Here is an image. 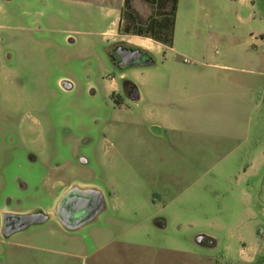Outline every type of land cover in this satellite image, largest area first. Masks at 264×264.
Masks as SVG:
<instances>
[{
	"label": "rangeland",
	"instance_id": "1",
	"mask_svg": "<svg viewBox=\"0 0 264 264\" xmlns=\"http://www.w3.org/2000/svg\"><path fill=\"white\" fill-rule=\"evenodd\" d=\"M123 2L0 0V264H264V0H179L172 49L121 34ZM127 42L154 65L115 67ZM73 187L106 209L69 230Z\"/></svg>",
	"mask_w": 264,
	"mask_h": 264
},
{
	"label": "flooded vegetation",
	"instance_id": "2",
	"mask_svg": "<svg viewBox=\"0 0 264 264\" xmlns=\"http://www.w3.org/2000/svg\"><path fill=\"white\" fill-rule=\"evenodd\" d=\"M135 50H139L144 54H148L143 49L133 46L127 42L116 43L112 47L109 57L115 67H117L119 70H123L127 67L120 65L122 59L129 57L133 53L132 51ZM121 94L126 100L130 102L137 101L138 91L135 84L130 80H124L122 82ZM70 189L63 192L61 198ZM99 195L100 194H98V192H87L85 195H77L75 193L70 194L61 201L58 212L55 210L51 216L55 217L58 223H60L66 229L74 230L76 228H80L85 224L92 222L100 215L99 214L96 218H94L95 212L98 210L101 203ZM49 218L50 216H48V219ZM15 223L16 222H11L9 229H12Z\"/></svg>",
	"mask_w": 264,
	"mask_h": 264
},
{
	"label": "trees",
	"instance_id": "3",
	"mask_svg": "<svg viewBox=\"0 0 264 264\" xmlns=\"http://www.w3.org/2000/svg\"><path fill=\"white\" fill-rule=\"evenodd\" d=\"M141 1L152 10V16L143 24L140 16L132 8L130 0H124L118 31L123 35L148 39L162 48L171 49L179 0Z\"/></svg>",
	"mask_w": 264,
	"mask_h": 264
},
{
	"label": "water",
	"instance_id": "4",
	"mask_svg": "<svg viewBox=\"0 0 264 264\" xmlns=\"http://www.w3.org/2000/svg\"><path fill=\"white\" fill-rule=\"evenodd\" d=\"M132 52L133 53L129 57L122 59L120 65L126 66L127 68L138 67V66L150 67L154 65V61L152 57L149 56L148 54H144L140 52L139 50H135ZM61 86L64 90H70V85L66 82H63ZM80 162L82 164L85 163L84 159H80ZM87 192H98V194H100L99 196H100L101 203H100V207L95 212L94 218H96L99 214H101L104 211L105 202H104V197L102 196L101 192L93 188H83V189L78 188V187L71 188L68 192H66V194L59 201L56 211L58 212L59 205L66 196L73 194V193L77 195H85V193ZM21 219L27 222L26 225L41 224L47 221L48 216L43 213H34V214L23 216L21 217ZM11 222H16V220H14L12 217L7 216V215L3 216L2 232L5 235H8L6 232L9 230V225ZM200 244L202 245L207 244L210 248H213L216 245V243L213 240H210L206 237H202L200 239Z\"/></svg>",
	"mask_w": 264,
	"mask_h": 264
},
{
	"label": "crops",
	"instance_id": "5",
	"mask_svg": "<svg viewBox=\"0 0 264 264\" xmlns=\"http://www.w3.org/2000/svg\"><path fill=\"white\" fill-rule=\"evenodd\" d=\"M84 2H89V3H92V4H95V5H101V4H99V3H96V2H92V1H84ZM102 6H104V5H102ZM135 39H138V40H142V41H144V42H150V43H153L152 41H150V40H148V39H140V38H135ZM156 44V43H155ZM158 45V44H157ZM159 47H161L160 45H158ZM172 49V48H171ZM154 61V60H153ZM135 84V83H134ZM135 86H136V88H137V91H138V100L136 101V102H138L139 100H140V92H139V89H138V86L135 84ZM104 202H105V209H106V201L104 200ZM105 209H104V211H105ZM103 211V212H104ZM208 239H210V238H208ZM210 240H212V239H210ZM214 241V240H213ZM215 242V241H214Z\"/></svg>",
	"mask_w": 264,
	"mask_h": 264
}]
</instances>
